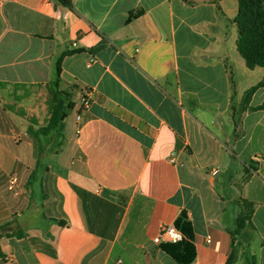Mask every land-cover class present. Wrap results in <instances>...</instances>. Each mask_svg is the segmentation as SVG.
<instances>
[{"label": "crops", "instance_id": "0c3cea01", "mask_svg": "<svg viewBox=\"0 0 264 264\" xmlns=\"http://www.w3.org/2000/svg\"><path fill=\"white\" fill-rule=\"evenodd\" d=\"M70 1L0 0V229L24 234L0 264H179L154 239L183 213L192 264H264V69L238 52L239 0ZM66 53L74 109L32 135Z\"/></svg>", "mask_w": 264, "mask_h": 264}, {"label": "trees", "instance_id": "16d2710c", "mask_svg": "<svg viewBox=\"0 0 264 264\" xmlns=\"http://www.w3.org/2000/svg\"><path fill=\"white\" fill-rule=\"evenodd\" d=\"M189 1V0H185ZM61 2L70 8H73L70 0H61ZM239 30V39L237 42V49L240 55L245 59L249 69L257 67L264 69V0H239V12L237 18L234 20ZM67 55L63 54L57 63L58 78L55 82V100L56 105L49 125L37 131L30 129L32 135L44 134L48 135L51 132H58L64 129L62 122L67 118L68 112L74 109V103L67 102L65 96L59 90V77L62 72V61ZM264 82L252 88L248 94L247 99L263 85ZM249 207L245 215L239 220V229L243 228L245 223L250 220ZM62 226L67 225L61 222ZM175 226L184 234V240L178 244H163L161 249L170 255L179 264H192L195 259V245H194V231L191 222L188 221L187 216L183 213L175 222ZM4 236L19 238L24 237V234L12 226L6 225L0 229V239ZM234 251L229 257L227 264H233ZM4 258L2 248L0 245V259Z\"/></svg>", "mask_w": 264, "mask_h": 264}, {"label": "built area", "instance_id": "2783aa9c", "mask_svg": "<svg viewBox=\"0 0 264 264\" xmlns=\"http://www.w3.org/2000/svg\"><path fill=\"white\" fill-rule=\"evenodd\" d=\"M96 61V58H92L90 61V64L94 63ZM91 105V92H87L82 99V111L87 110ZM81 115L79 114L77 116V120L80 121ZM172 162H174V158L171 159ZM218 173L217 170H214V175ZM17 183V179L15 177L11 178L9 182V189L14 190L15 185ZM184 240V234L181 230H179L175 225H163L161 227V230L159 234L155 237L154 242L157 245H163V244H178L183 242Z\"/></svg>", "mask_w": 264, "mask_h": 264}, {"label": "water", "instance_id": "95a60500", "mask_svg": "<svg viewBox=\"0 0 264 264\" xmlns=\"http://www.w3.org/2000/svg\"><path fill=\"white\" fill-rule=\"evenodd\" d=\"M61 125H62V123H61Z\"/></svg>", "mask_w": 264, "mask_h": 264}]
</instances>
